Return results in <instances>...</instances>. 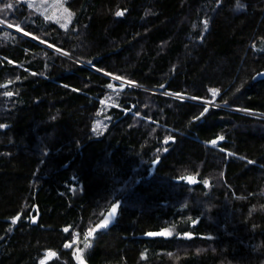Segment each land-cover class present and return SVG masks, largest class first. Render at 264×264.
Instances as JSON below:
<instances>
[{
    "label": "trees",
    "instance_id": "16d2710c",
    "mask_svg": "<svg viewBox=\"0 0 264 264\" xmlns=\"http://www.w3.org/2000/svg\"><path fill=\"white\" fill-rule=\"evenodd\" d=\"M62 2L0 0V264H264V0Z\"/></svg>",
    "mask_w": 264,
    "mask_h": 264
},
{
    "label": "rangeland",
    "instance_id": "374dc122",
    "mask_svg": "<svg viewBox=\"0 0 264 264\" xmlns=\"http://www.w3.org/2000/svg\"><path fill=\"white\" fill-rule=\"evenodd\" d=\"M27 4L46 18L56 22L60 27L67 28L72 20V12L65 7L62 0H24ZM117 83L123 84V82L116 80ZM75 196L80 194V188H73ZM50 259V255L47 254L41 261L42 264Z\"/></svg>",
    "mask_w": 264,
    "mask_h": 264
},
{
    "label": "water",
    "instance_id": "95a60500",
    "mask_svg": "<svg viewBox=\"0 0 264 264\" xmlns=\"http://www.w3.org/2000/svg\"><path fill=\"white\" fill-rule=\"evenodd\" d=\"M217 142L218 140H214L212 141L211 144H216ZM185 182L189 184H195V185L198 184V180H195L193 177H190V176L185 178ZM119 207H120V202H116L110 207L107 213V216H106V219H107L106 226L111 227L114 224L118 211H119ZM37 208H38L37 205L33 206V210H37ZM38 217H39V214L37 215L36 220H38Z\"/></svg>",
    "mask_w": 264,
    "mask_h": 264
}]
</instances>
